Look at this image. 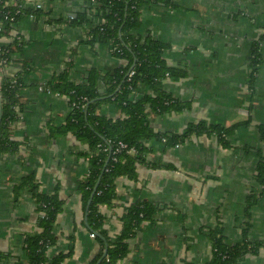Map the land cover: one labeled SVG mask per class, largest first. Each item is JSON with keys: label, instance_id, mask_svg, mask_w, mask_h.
<instances>
[{"label": "crops", "instance_id": "obj_1", "mask_svg": "<svg viewBox=\"0 0 264 264\" xmlns=\"http://www.w3.org/2000/svg\"><path fill=\"white\" fill-rule=\"evenodd\" d=\"M14 1L30 7L41 3L51 19L62 21L45 23L29 15L13 26V33L23 37L24 48L4 72L11 77L22 70L21 112L11 125V134L25 144L17 154L0 155V251L10 255L1 264L25 261V237L39 230L30 192L14 195L16 182L33 168L38 190L50 194L58 187L64 202L55 218L59 242L48 249V255L66 251L67 236L73 233V253L63 264H87L99 246L85 224L81 203L87 159L74 154L86 145L71 134L51 133L47 123L64 124L71 105L66 96L48 91L45 84L67 63L74 82L84 81L93 67L103 73L112 63H122L111 56L108 46L82 43L88 38L85 27L68 24L84 0H10ZM175 1L178 8L168 12L156 7L143 10L141 30L170 43L167 63L188 70L184 78L165 80L164 88L177 99L190 101L191 107L152 117L153 129L181 132L188 123L198 121L226 127L248 123L239 125L229 137L231 147L221 146L214 137L191 135L164 153L159 145L152 154L173 168L139 164L136 180L116 179L112 205L99 208L108 235L118 233L119 217L132 202L148 199L161 208L154 221L144 222L127 241L128 252L118 264L204 263L211 257L206 232L216 226L223 228L228 244L242 240L247 223L249 240L264 239V204L259 201L246 213L247 195L258 189L254 178L260 146L257 125L264 123V39L250 110L246 99L252 41L263 33L264 0ZM193 5L195 12L190 10ZM101 112L120 115L112 105H103ZM239 264H264V248L246 254Z\"/></svg>", "mask_w": 264, "mask_h": 264}, {"label": "trees", "instance_id": "obj_2", "mask_svg": "<svg viewBox=\"0 0 264 264\" xmlns=\"http://www.w3.org/2000/svg\"><path fill=\"white\" fill-rule=\"evenodd\" d=\"M85 5L73 18H68L72 27H82L87 31V39L82 40L90 46L94 44L108 46L111 56L122 64L112 63L103 73L93 67L86 79L74 82L69 78L67 63L65 68L53 76L45 87L48 91L64 95L71 105V112L65 123L55 126L47 125L53 134H71L77 141L86 145V149L74 154L87 159L88 170L80 184L82 207L86 213V225L98 243L96 255L87 264H118L128 252V242L143 223L152 222L161 208L154 201L139 199L129 204L119 220L121 227L113 236L108 235L103 227L104 216L101 205H112L115 198V181L119 177L137 179V165L152 169H171L170 163L152 157L161 145V152L183 144L191 135L214 137L223 147H231L229 137L235 129L248 121L236 122L230 126L206 124L204 121L190 122L181 132L155 131L152 117L167 113H180L190 109V101L177 99L164 88L165 80H178L188 74L182 66L167 63L165 52L169 44L160 37H154L142 29L143 10L153 7L161 10H175V0H84ZM10 0H0V36L13 39L1 46L3 57L10 62L22 53L24 39L11 35L13 24L6 18L12 13ZM195 3V2H193ZM191 12L196 8L190 7ZM168 12V11H167ZM32 14L35 20L49 23L59 22L61 18L51 19L45 8L34 9L23 6L15 16L14 24L25 16ZM263 33L252 41L250 68L246 99L248 110L254 95L255 72L261 61L260 43ZM24 65H22L23 67ZM133 74L128 77V72ZM24 84L22 70L14 76L4 75L0 78L1 120H0V155L17 154L24 141L12 138L11 125L21 112V87ZM103 105H112L120 115L111 117L101 112ZM260 146L256 149L258 157L254 178L258 189L247 195L246 213L251 205L261 201L264 204V123L257 125ZM125 144L120 148L119 143ZM155 143V145L153 144ZM262 143V144H261ZM25 144V143H24ZM244 152V149L237 150ZM36 168L23 175L14 186V195L29 191L38 214L36 224L38 231L25 237L27 259L17 260L13 264H63L73 253L75 236H67V250H59L48 255V249L56 246L59 236L55 232L57 215L63 210L64 202L59 197L58 187L53 193L38 190L35 178ZM100 177L96 191L86 208L93 186ZM249 224L242 228L243 238L240 242L228 244L224 239L223 228L216 226L207 230L206 236L211 246V257L201 264H239L248 254H256L264 248V239L249 240ZM93 232H96L94 234ZM9 254L0 251V264L9 259Z\"/></svg>", "mask_w": 264, "mask_h": 264}, {"label": "built area", "instance_id": "obj_3", "mask_svg": "<svg viewBox=\"0 0 264 264\" xmlns=\"http://www.w3.org/2000/svg\"><path fill=\"white\" fill-rule=\"evenodd\" d=\"M11 6L13 7L12 13L8 14V16H6V18L10 21V24L15 25L14 19L15 16L20 13L21 8L24 6L22 2L20 1H14V2H10ZM34 9H38V8H43V5L41 3H36L32 6ZM30 16L32 17V14H30ZM1 30V28H0ZM11 35L13 37H16L18 40H20V35L19 34H15L13 33V31L11 32ZM13 38L11 36H6V35H1L0 36V45L4 44V43H8L12 40ZM8 50L3 51L1 49L0 46V78H2L5 75V67L10 64L11 62L8 60L7 57H3V53L7 52ZM133 74V70L128 72V77H130ZM119 147L123 148L125 147V144L120 142L119 143ZM91 236H93V234L91 233Z\"/></svg>", "mask_w": 264, "mask_h": 264}, {"label": "water", "instance_id": "obj_4", "mask_svg": "<svg viewBox=\"0 0 264 264\" xmlns=\"http://www.w3.org/2000/svg\"><path fill=\"white\" fill-rule=\"evenodd\" d=\"M72 15L75 16V14H72ZM1 110H2V104H1V94H0V120H1ZM99 180H100V177L97 179L95 185L93 186L92 192H91L90 197H89V199H88V201H87V204H86V208H88V206H89V204H90V202H91L92 196H93L94 192H95L96 189H97V186H98ZM85 217H86V213H85ZM85 217H84V218H85ZM85 224H86V218H85ZM90 233H91V232H90ZM93 233L97 235L96 232H93Z\"/></svg>", "mask_w": 264, "mask_h": 264}]
</instances>
